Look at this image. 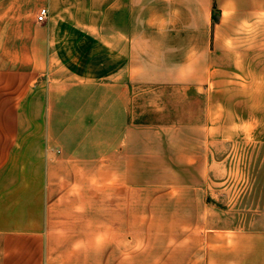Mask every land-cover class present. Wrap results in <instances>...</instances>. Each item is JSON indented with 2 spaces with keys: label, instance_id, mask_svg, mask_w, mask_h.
Returning a JSON list of instances; mask_svg holds the SVG:
<instances>
[{
  "label": "crops",
  "instance_id": "1",
  "mask_svg": "<svg viewBox=\"0 0 264 264\" xmlns=\"http://www.w3.org/2000/svg\"><path fill=\"white\" fill-rule=\"evenodd\" d=\"M0 71V264H264L209 189L264 134V0H0Z\"/></svg>",
  "mask_w": 264,
  "mask_h": 264
},
{
  "label": "rangeland",
  "instance_id": "2",
  "mask_svg": "<svg viewBox=\"0 0 264 264\" xmlns=\"http://www.w3.org/2000/svg\"><path fill=\"white\" fill-rule=\"evenodd\" d=\"M0 94L3 92L0 91ZM221 120L227 122L228 119ZM10 121L11 119L0 118V142L4 138L2 127L6 124L10 126ZM234 121L236 127H246L248 122L252 126L258 124L257 118H238ZM236 129L242 131L241 128ZM0 152L2 154V149ZM213 154L218 166L213 183H209V189L214 191L211 201L222 212L227 213L229 220L240 224L245 222V226L250 228L257 227L259 213L264 208V198L259 197L264 180V134L223 133Z\"/></svg>",
  "mask_w": 264,
  "mask_h": 264
},
{
  "label": "built area",
  "instance_id": "3",
  "mask_svg": "<svg viewBox=\"0 0 264 264\" xmlns=\"http://www.w3.org/2000/svg\"><path fill=\"white\" fill-rule=\"evenodd\" d=\"M46 16H47V9L46 8H41L38 11V14L36 16V21L38 23H42L46 19Z\"/></svg>",
  "mask_w": 264,
  "mask_h": 264
}]
</instances>
